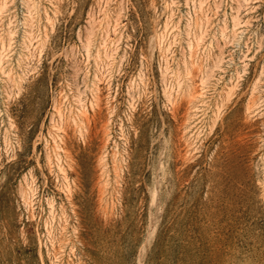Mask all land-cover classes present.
<instances>
[{"label": "rangeland", "instance_id": "obj_1", "mask_svg": "<svg viewBox=\"0 0 264 264\" xmlns=\"http://www.w3.org/2000/svg\"><path fill=\"white\" fill-rule=\"evenodd\" d=\"M0 264H264V0H0Z\"/></svg>", "mask_w": 264, "mask_h": 264}]
</instances>
